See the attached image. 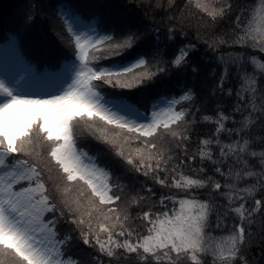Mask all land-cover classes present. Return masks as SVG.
I'll return each instance as SVG.
<instances>
[{
  "label": "snow or ice",
  "instance_id": "obj_1",
  "mask_svg": "<svg viewBox=\"0 0 264 264\" xmlns=\"http://www.w3.org/2000/svg\"><path fill=\"white\" fill-rule=\"evenodd\" d=\"M168 2L170 7L175 4ZM196 6L213 22L232 10L230 0L219 7L197 0ZM24 8L20 25L2 42L5 52H17L18 67L11 77L7 72L0 77V264H79L65 251L72 230L78 242L108 257V264H264V244L257 243L259 258L250 255L252 226L257 216H264V60L254 53L229 55L221 50L226 46L264 53V0L245 13L247 19L237 13L229 34L205 40L221 66L219 73H210L214 83L209 95L232 99V104L228 112L218 102L212 113L201 114L200 122L214 128L199 138L191 154L187 145L196 113L207 104L206 97L196 103L193 87L181 85L179 95L157 94L150 112L132 109L135 118H130L121 114L127 106L114 110L105 102L97 83L133 88L173 71L195 74L200 69L188 60L195 44L181 43L169 56L167 45L161 49L157 43L141 54L135 50L142 35L137 31L128 30L119 39L107 30L81 31L78 17L61 10L73 38V70L52 92H32L24 87L25 81L49 73L26 62L16 49L18 35L36 15L34 4ZM156 33L159 42L158 29ZM179 35L187 33L181 30ZM175 36L170 28L164 39L173 41ZM197 39H203L199 33ZM106 57L119 62L100 63ZM184 103L189 107H178ZM97 120L105 127L90 123ZM77 125L110 144L130 170L168 189L171 194H161L157 204L170 200L173 207L153 211L156 205H148L133 216V206L155 197L152 187L146 189L151 195L129 196L123 182L112 184L110 171L78 147ZM108 126L119 131L109 134ZM133 143L139 146L133 149ZM197 156L199 165L190 167ZM185 165L191 174H185ZM50 166L63 180V186L54 185L55 196L48 194L44 179ZM73 185L79 192L69 198ZM213 215L216 229L225 221L227 235L210 231ZM61 221L73 229L61 234Z\"/></svg>",
  "mask_w": 264,
  "mask_h": 264
},
{
  "label": "trees",
  "instance_id": "obj_2",
  "mask_svg": "<svg viewBox=\"0 0 264 264\" xmlns=\"http://www.w3.org/2000/svg\"><path fill=\"white\" fill-rule=\"evenodd\" d=\"M225 0H201L204 4H215L217 7L224 3ZM232 10L223 20L213 22L201 8L196 6L197 0H175L174 6H169L168 0H0V41L4 40L5 34L15 31L23 20L25 8L24 5L29 4L36 7V15L31 26L18 35L17 46L29 62L39 70L41 68L55 69L63 59L74 54L73 38L67 31L66 23L62 17L61 10H66L72 15L78 16L83 21H92L97 31H105L109 34H115L119 39L128 30H135L141 35V39L135 50L145 54L157 45L164 49L167 45V54L171 56L181 43L195 44L196 49L188 57L189 65L196 64L199 72L193 74L190 71L186 73L171 72L163 76H158L154 82L145 85H137L133 88H115L110 85H104L102 82L97 83V91L106 97L119 98L133 103L138 109L144 113L149 112V107L153 97L157 94L170 96L172 94L179 95L181 85L191 86L197 94L196 103L207 98V104L202 105L200 112L196 113V124L191 132V141L188 143V153L198 147V140L202 136L212 133L214 126L210 123L200 122V116L203 112L212 113L214 105L223 102L225 112L229 111L232 99L220 96L215 97L209 95V90L214 83V77L210 75L213 69L217 73L221 70V66L216 63L213 52L208 48L205 40L220 38L231 32L233 22L237 13L241 14L242 19H247L245 13L251 9L257 8L261 0H230ZM159 3V7L157 6ZM174 28L176 32L173 41H167L164 37L168 30ZM159 30V42L157 41L156 30ZM187 33L186 36H180V31ZM203 39H197V34ZM222 51L228 52L229 55H235L238 51L254 53L258 58L264 60V53L254 49H239L235 51L229 50L224 46ZM219 53H217L218 55ZM123 55V53L121 54ZM119 62L116 57H106L100 63ZM154 70V69H153ZM253 69L250 66L248 71ZM233 87L235 80H231ZM227 88L228 85H225ZM178 107H189L184 103ZM194 108V106H193ZM188 119L192 120L191 113ZM236 119H240L236 115ZM96 127H105L103 122L97 120L94 122ZM228 127H234L231 123ZM109 134L119 131L114 126H108ZM157 143H160L157 139ZM77 144L90 157L95 158V162L104 169L110 171V182L118 184L123 182L124 192L126 195H151L146 192L147 187L151 186L155 192V197L142 201L139 207L133 206L132 215L148 210V205H156L153 211H167L173 207L170 200L165 201V205H158L157 201L160 195L169 196L171 193L168 189L162 188L159 184L153 183L151 177H145L142 173L130 170V167L115 154L110 144L104 143L97 139L88 130H83L82 125H77ZM139 145L133 143L131 148ZM259 150L258 148L256 149ZM178 155V154H177ZM175 162V161H174ZM199 165V157L196 163L190 167ZM52 167L50 173H45L44 179L48 185V194L55 196L56 190L54 185L59 183L63 186V180L55 169ZM171 167V164L169 165ZM210 168L211 166L208 165ZM185 174H191L189 165L184 166ZM49 175L52 177L49 181ZM243 186V185H241ZM172 189V192H176ZM79 192V186L73 185L72 190L68 193L69 198L74 197ZM178 207V205H177ZM140 224V221H136ZM214 236L227 235L225 229V221L221 220L219 229L215 228L216 219L213 215L211 221ZM231 223V219L227 221ZM74 226L69 225L65 221H61L58 225V231L63 234L70 231ZM253 247L250 255L259 258L257 243L264 244V216H257L253 224ZM139 230V229H138ZM77 233L72 230V241L67 246L66 252H70L73 258H78L79 264H108L109 258L100 254L96 248L90 245H82L76 239ZM95 257V259H93Z\"/></svg>",
  "mask_w": 264,
  "mask_h": 264
},
{
  "label": "rangeland",
  "instance_id": "obj_3",
  "mask_svg": "<svg viewBox=\"0 0 264 264\" xmlns=\"http://www.w3.org/2000/svg\"><path fill=\"white\" fill-rule=\"evenodd\" d=\"M261 2H262V0H261ZM261 2L259 3V5L261 4ZM63 12H66L69 17L73 16L70 12H68L66 10H63ZM61 14H62V12H61ZM62 17H63V14H62ZM76 17H78V16H76ZM64 20H65V18H64ZM78 23L81 26V31L89 30V29H96L95 26L93 25V23H91V22L85 23V22L81 21V19L79 17H78ZM16 49L18 51L17 47H16ZM16 56H17V52H15V51L9 50V51L5 52L2 48V42L0 41V77H2L5 74V72H7L8 76L11 77V75L13 74L15 69L18 67ZM20 56H22V55H20ZM73 63H74V58L63 62L61 64V66L59 68H57L56 70H49L48 71L49 75L43 79L37 80V79L29 78L28 80L25 81L24 87L26 89H28L29 91H32V92H40V93L52 92L55 88L59 87L61 80H63L65 77L71 75V72L73 70ZM101 95L104 97L105 102H108L110 104V106L114 107V110H117V109L121 108L122 106H127V110L123 111L121 114L129 115L130 118H135L134 115H132V109H138V108L133 103L125 101L123 99H119V98L106 97L102 93H101ZM155 102L156 101H152V103L149 107L150 111L152 110L153 104ZM138 110L140 113H144L142 110H140V109H138Z\"/></svg>",
  "mask_w": 264,
  "mask_h": 264
}]
</instances>
